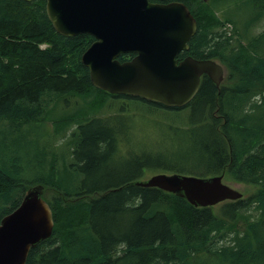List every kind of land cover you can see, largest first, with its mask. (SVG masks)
<instances>
[{
    "label": "trees",
    "instance_id": "16d2710c",
    "mask_svg": "<svg viewBox=\"0 0 264 264\" xmlns=\"http://www.w3.org/2000/svg\"><path fill=\"white\" fill-rule=\"evenodd\" d=\"M149 1H175L188 9L196 30L183 55L217 60L226 70V84L216 87L204 76L183 108L108 94L93 87L81 63L91 36L59 35L47 18L45 0H0V221L29 188L42 186V198L52 194L43 198L51 209L52 234L30 249L25 264H201L200 258H208V264H264V31L250 38L244 34L264 15V0H244L252 13L241 25L216 16L214 6L226 0ZM225 23L233 26L232 35L223 31ZM115 102L127 104L120 114L132 115L135 103L151 116L170 113L173 119H161L186 136L207 174L194 177L224 176L254 190L214 211L215 205L193 207L176 195L137 186L140 180L133 177L102 186L103 177L110 176L104 166L122 151L115 125L119 130L134 121L132 115L127 122L102 123L105 106ZM46 118L52 122L51 137L65 136L67 151L58 156L48 143L38 172L18 169L27 163L18 159L28 135ZM161 119L157 123L165 124ZM124 154L142 167L146 162L131 148ZM61 160L72 174L64 169L63 176ZM73 172L92 178V187L75 188ZM181 172L192 176L180 168L171 175Z\"/></svg>",
    "mask_w": 264,
    "mask_h": 264
},
{
    "label": "water",
    "instance_id": "95a60500",
    "mask_svg": "<svg viewBox=\"0 0 264 264\" xmlns=\"http://www.w3.org/2000/svg\"><path fill=\"white\" fill-rule=\"evenodd\" d=\"M45 12L59 35L93 38L81 63L93 87L108 94L182 108L195 95L200 75L216 87L222 79V68L213 60L178 61L196 30L193 17L179 2L45 0ZM127 54L134 56L118 61ZM135 184L176 195L199 208L241 198L222 183V176L160 174ZM43 191L40 185L29 188L19 206L1 219L0 264H25L30 249L51 236L54 223Z\"/></svg>",
    "mask_w": 264,
    "mask_h": 264
},
{
    "label": "rangeland",
    "instance_id": "374dc122",
    "mask_svg": "<svg viewBox=\"0 0 264 264\" xmlns=\"http://www.w3.org/2000/svg\"><path fill=\"white\" fill-rule=\"evenodd\" d=\"M204 1L208 2V0ZM219 4L220 5L214 6L216 16L220 19L222 16H229L238 25L243 24L252 13L251 10H248L249 7L248 5H245L244 0H226ZM232 27L233 26L228 23L223 24L222 29L227 36L232 35ZM262 31H264V15L256 22L247 26L244 34L246 33L245 37L250 38ZM213 61L222 68V81L220 84H226V70L217 60L214 59ZM72 99L74 100V98ZM126 105L122 102H115L114 105L105 106L103 117H101L102 119L100 120L104 124L108 120H115L114 123L120 121L127 122V119L134 115L133 123H126V125L122 124L119 130H117V126L115 125L116 130L114 129L113 133L118 139V145L120 146L121 144L122 151L117 145L118 150L121 151V155L119 153L120 156L118 155L113 158V160H110L109 163L104 166L103 171L110 173V176L109 178L106 177L107 175L103 177L102 186L108 185L112 182H119L130 177L144 181L154 175H171V172L177 168H180L183 171H192V176L207 175L203 166L196 163L198 160L197 153H193L194 148L185 144L186 136L183 133L174 132L166 124V121L161 119V117H164L166 120L173 119L170 113L166 116H163L160 113L151 116L147 114V109L142 104L135 103L133 108L134 113H132V115L126 113H122L123 115L120 114L122 107ZM118 106L120 109H117ZM184 114L186 113L182 112V115ZM46 119L47 120H44V122L39 123L38 126H35L36 128L34 129L33 136L30 134L28 135L30 138H27L28 140L26 139L27 149L23 153V157L19 156L18 159L22 161L26 158L27 163L25 164V162H22L20 164L21 166L17 164L18 169L20 168L22 170L23 167H28L32 173L35 174L38 172L37 167H39V161L42 162L44 160V147H46V144L48 143L54 149V152H56L55 154H59L58 156H63L67 151L68 141H65V136L63 138L59 136L51 137V134H53L52 122L51 119ZM160 119L164 120L165 124L159 125L157 121ZM100 125L101 124H99L98 127ZM127 125H129V130H127ZM68 129L66 137H69L70 134V130ZM127 148H131L133 151L137 152L138 158L140 156L145 157L144 160H146V162L143 167L131 158L130 155L124 154ZM66 155L67 161H70V151H68ZM60 168L63 172V176H65V165L62 160ZM66 172L72 174L69 169H67ZM187 174H189V172H181V175L183 176ZM26 175L27 177L30 175L28 170ZM73 175L77 184L75 188H80L82 183L88 184L89 187H92V178L86 180V177L79 172H73ZM113 175H116V177H113ZM20 179H25V177L20 175ZM26 181H28V179ZM222 183L239 192L242 195V198H245L254 190L251 186L232 182L227 178H224V176L222 177ZM51 196L52 194L48 192L46 193V197L44 195L43 198L49 200ZM219 205L220 204L214 206V211ZM208 261V258H200L201 264H208Z\"/></svg>",
    "mask_w": 264,
    "mask_h": 264
},
{
    "label": "flooded vegetation",
    "instance_id": "af4514ba",
    "mask_svg": "<svg viewBox=\"0 0 264 264\" xmlns=\"http://www.w3.org/2000/svg\"><path fill=\"white\" fill-rule=\"evenodd\" d=\"M185 51H187V50H185ZM185 51H182V52H180V53L178 54V56H177L178 61L182 60V59L185 58V57H189V56L183 55V52H185ZM190 58H191V57H190ZM203 77H204V75H200V76H199L196 93H197V91H198V89H199V86H200V83H201V80H202ZM205 77H206V76H205ZM221 81H222V79H221ZM221 81L219 82V84L221 83ZM219 84H218V86H219ZM218 86H217V87H218ZM196 93H195V94H196ZM124 96H125V95H124ZM194 96H195V95H194ZM194 96H193V97H194ZM129 97H130V96H129ZM139 99H140V98H139ZM192 99H193V98H192ZM192 99H191V100H192ZM191 100H190V101H191ZM190 101H189V102H190ZM189 102H188V103H189ZM186 105H187V104H186ZM186 105H185V106H186ZM182 108H183V107H182Z\"/></svg>",
    "mask_w": 264,
    "mask_h": 264
}]
</instances>
